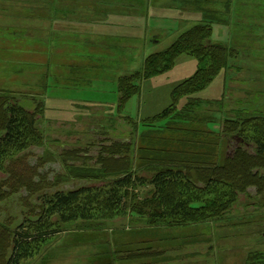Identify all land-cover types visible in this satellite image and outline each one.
<instances>
[{
    "label": "rangeland",
    "instance_id": "374dc122",
    "mask_svg": "<svg viewBox=\"0 0 264 264\" xmlns=\"http://www.w3.org/2000/svg\"><path fill=\"white\" fill-rule=\"evenodd\" d=\"M46 2L0 0V94H9L12 102L29 111L38 105L42 107L37 125L43 138L42 146H31L11 156L0 171V244L25 217L36 218L42 194L102 186L100 181L65 178L66 169L60 159L52 158L49 153L58 155L65 149L81 148L88 152L87 159L82 160L83 168H97L94 159L101 146L121 141H132L136 147L144 146L137 137L141 128L124 118L141 122L151 109L156 110L155 92L149 85L140 86V94L130 98L118 113L117 82L105 80V74L110 75L108 71H93L90 67L74 71L77 56L60 50L74 47L67 36L59 39L57 33L55 38H43L46 26L43 28L42 20L46 17L48 22L54 21L52 15H59L54 14V10L60 9L52 3L46 6ZM251 15L245 14L243 19L249 18L247 23L261 24L264 29V14L260 19ZM166 26L171 31L164 33L157 42L156 32H150L147 55L165 50L176 39L173 36L175 23H166ZM248 32L246 30L238 39V48L233 47L235 61L245 69V78L241 77L238 82L241 86L236 83L238 86L234 84L231 89L228 85L224 88L225 97L218 102L219 107L212 103L204 105L198 114L203 121L184 128L220 134L225 120L236 119V115L243 112L231 111L233 108L264 117V30L253 32V37ZM138 49L133 48L129 55L130 65L126 68L129 75L140 69ZM89 60L93 61V57L86 59ZM235 68L234 76L236 72L240 75L239 72L244 71ZM193 74H182L174 79L179 81ZM222 75L223 72L207 89L193 97L220 100L219 78ZM99 76L104 78L99 79ZM157 103V107L169 105L170 96L164 103L163 99H158ZM184 103L182 99L177 109ZM237 103H241L239 108ZM182 125L187 124L167 120L155 126L162 129L175 126V132L163 129L157 134L166 139H177L185 137L188 131ZM222 139L226 144L222 153L232 154L239 140L234 136ZM176 143L174 147L188 151L186 143ZM149 145L156 149L160 147ZM253 147L250 142L244 144L251 154ZM258 172L264 178V168ZM60 176L64 178L57 181ZM145 191L146 188H140V194ZM56 225L61 232L21 264H248L255 255H264V191L259 192L254 187L246 189L237 195L222 220L206 224L170 227L151 222L146 217L126 215L106 221L103 226L81 221Z\"/></svg>",
    "mask_w": 264,
    "mask_h": 264
},
{
    "label": "trees",
    "instance_id": "16d2710c",
    "mask_svg": "<svg viewBox=\"0 0 264 264\" xmlns=\"http://www.w3.org/2000/svg\"><path fill=\"white\" fill-rule=\"evenodd\" d=\"M211 34L210 23L195 25L165 50L148 55L138 71L118 79L119 113L130 98L139 95L143 80L168 73L179 56H190L197 61L194 74L172 90L170 104L162 112L141 122L124 118L141 128L137 137L144 146L136 147L132 141L101 146L94 159L97 168H83L82 160L87 159L88 152L81 148L65 149L58 155L49 153L52 158L60 159L66 169L65 178L100 181L102 186H83L67 192L56 190L39 196L41 204L36 218L25 217L1 241L0 264H21L32 258L45 242L61 232L55 228L57 223L81 221L103 226L118 217L137 215L170 227L206 224L222 220L237 195L246 189L264 191V178L258 172L264 168L263 116L233 108L231 111L243 112H237L236 119L225 120L220 134L184 128L203 121L198 115L201 107L218 104L225 97L223 94L220 100L213 101L193 95L206 89L222 72L232 73L236 69L230 63L235 58L234 48L213 41ZM182 99L185 103L178 110ZM10 100L9 94H0V171L11 156L31 146L43 145L37 125L42 107L38 105L29 111ZM240 104H236L238 108ZM167 120L187 124L182 125L188 130L185 137L166 139L157 134L163 129L175 132V126L163 129L155 126ZM229 136L241 143L230 155L222 153L226 145L222 137ZM179 141L191 150L174 147ZM246 142L253 144L252 154L244 148ZM150 143L160 147L156 149ZM143 187L146 193L140 194ZM248 264H264V255H255Z\"/></svg>",
    "mask_w": 264,
    "mask_h": 264
},
{
    "label": "crops",
    "instance_id": "0c3cea01",
    "mask_svg": "<svg viewBox=\"0 0 264 264\" xmlns=\"http://www.w3.org/2000/svg\"><path fill=\"white\" fill-rule=\"evenodd\" d=\"M48 3L60 8L58 11L54 10V14H59L60 20L56 15H52L54 21L48 22L46 17L42 20L43 28L46 26L43 38H55L57 33L59 39H65L64 36H67L74 47L60 50L61 53L65 54L68 51L70 55L77 56L74 71L86 70V67L93 71H108L110 75L105 74V80L111 79V82H117L120 77L130 74L126 73L128 70L126 68L128 64L130 65L129 55L135 47L139 48L136 50L140 56L137 64L141 67L143 60L148 56L150 32H156L157 38H154L157 42L164 33L171 31L166 23H175L173 36L177 38L191 27L208 22L212 28L211 39L232 48H238L240 44L238 39L243 37L246 30L249 34L252 33V37L253 32L264 30L261 24L259 26L247 23L249 18L243 19L245 14L263 18L264 0H48L45 5ZM34 23H31V26ZM79 56L85 57L84 60ZM90 56L93 57V61H86ZM230 63L235 64L240 70L243 69L235 59ZM196 69L197 61L193 57L182 55L176 59L174 67L168 73L143 80L140 86L149 85L153 88L156 103V110L151 109L149 115H145L143 119L153 117L167 108L168 105L157 107V100L163 99L164 103L172 90L188 78L184 77L179 81L175 79L182 74H191ZM243 70L239 72L240 75L236 73L234 76L230 72L228 75L223 73L220 76L222 96L226 93L224 88L228 85L231 89L234 88L232 87L234 84L241 86L238 82L241 81V77L245 78V69ZM155 103L152 102V105Z\"/></svg>",
    "mask_w": 264,
    "mask_h": 264
}]
</instances>
